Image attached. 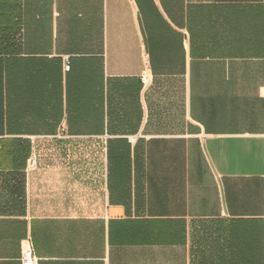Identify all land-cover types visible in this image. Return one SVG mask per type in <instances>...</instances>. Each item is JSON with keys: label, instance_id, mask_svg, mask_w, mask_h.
Instances as JSON below:
<instances>
[{"label": "crops", "instance_id": "1", "mask_svg": "<svg viewBox=\"0 0 264 264\" xmlns=\"http://www.w3.org/2000/svg\"><path fill=\"white\" fill-rule=\"evenodd\" d=\"M0 33V264H264V0H0Z\"/></svg>", "mask_w": 264, "mask_h": 264}, {"label": "trees", "instance_id": "2", "mask_svg": "<svg viewBox=\"0 0 264 264\" xmlns=\"http://www.w3.org/2000/svg\"><path fill=\"white\" fill-rule=\"evenodd\" d=\"M14 45V36L9 35V36H4L0 33V55L1 57L5 55H10L11 53L13 54V47ZM10 48V49H9ZM3 73H4V65H3V59L0 58V123L4 122L3 118V104H4V98H3V92H4V78H3ZM12 148H6V153H12L18 155L19 152L17 148L15 149L14 152L11 150ZM20 153L23 154L25 157L29 156V147L28 146H23L20 150Z\"/></svg>", "mask_w": 264, "mask_h": 264}, {"label": "built area", "instance_id": "3", "mask_svg": "<svg viewBox=\"0 0 264 264\" xmlns=\"http://www.w3.org/2000/svg\"><path fill=\"white\" fill-rule=\"evenodd\" d=\"M70 69V66L67 65V70ZM144 84L148 83V79L146 77L143 78ZM23 264H37V259L34 256V252L32 250L31 245H27L24 251V256H23Z\"/></svg>", "mask_w": 264, "mask_h": 264}]
</instances>
